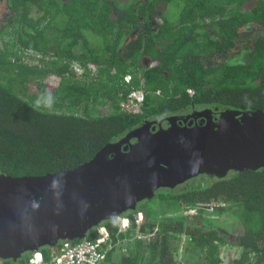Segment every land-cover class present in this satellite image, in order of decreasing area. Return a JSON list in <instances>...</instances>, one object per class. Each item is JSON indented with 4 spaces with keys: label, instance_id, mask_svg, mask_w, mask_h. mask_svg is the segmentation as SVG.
Here are the masks:
<instances>
[{
    "label": "trees",
    "instance_id": "obj_1",
    "mask_svg": "<svg viewBox=\"0 0 264 264\" xmlns=\"http://www.w3.org/2000/svg\"><path fill=\"white\" fill-rule=\"evenodd\" d=\"M134 88L145 92L139 113L117 105ZM101 97L116 109L91 113ZM204 107L264 111V0H0V172L69 169L146 119ZM157 196L166 207L151 212L144 203ZM213 200L239 223L226 229L208 217ZM138 207L142 228L158 225L156 234L125 239L105 264H222L225 243L241 247L233 264H264V166L203 172ZM188 207L197 213L184 214ZM100 223L114 239L133 236L134 220L126 232L116 217ZM51 246L41 247L47 258ZM23 255L3 264H24Z\"/></svg>",
    "mask_w": 264,
    "mask_h": 264
},
{
    "label": "water",
    "instance_id": "obj_2",
    "mask_svg": "<svg viewBox=\"0 0 264 264\" xmlns=\"http://www.w3.org/2000/svg\"><path fill=\"white\" fill-rule=\"evenodd\" d=\"M189 115L207 118L184 122V116L178 123L170 116L158 129L146 119L69 169L0 172V258L19 260L24 252L86 236L102 220L135 210L156 189L203 172L264 166V111L204 107Z\"/></svg>",
    "mask_w": 264,
    "mask_h": 264
},
{
    "label": "built area",
    "instance_id": "obj_3",
    "mask_svg": "<svg viewBox=\"0 0 264 264\" xmlns=\"http://www.w3.org/2000/svg\"><path fill=\"white\" fill-rule=\"evenodd\" d=\"M77 70L80 67H76ZM131 75L125 76L126 80H130ZM191 90V89H190ZM120 106L122 110L139 113L143 111V102L145 92L140 88L132 89L126 96L121 98ZM225 201L213 200L209 203L210 210L215 209ZM197 207H188L183 210L184 214L197 213ZM132 220L135 221L133 236L120 238L112 236L109 227L105 223L97 226L98 235L95 239H89L86 236L80 237L78 240L69 238L62 239L60 244L52 245L49 251V257L45 256L42 248L31 251L24 264H105L110 251L120 247L122 241L131 238H151L156 234L158 225L151 230L143 229L142 224L146 220L143 208H136L133 214L120 213L116 216L118 232H126L131 228ZM0 264L3 261L0 260Z\"/></svg>",
    "mask_w": 264,
    "mask_h": 264
},
{
    "label": "rangeland",
    "instance_id": "obj_4",
    "mask_svg": "<svg viewBox=\"0 0 264 264\" xmlns=\"http://www.w3.org/2000/svg\"><path fill=\"white\" fill-rule=\"evenodd\" d=\"M33 60L37 61V59H33ZM77 71H76L78 73L77 77H82V74H81L82 70L79 69ZM46 80L49 81L51 84H56V83H58L59 76H56L54 74L47 75ZM121 98L119 99V102L117 103V105L120 109H122L120 106V101L122 100ZM103 99H104V97H103ZM90 106H91L90 112L93 114L109 113V112H112L114 109H116L115 104L109 98L104 99L102 101V97L100 98L99 101H95V102L92 101L90 103ZM80 111H82V109H80ZM158 198L159 197L157 196V198L154 197L153 199H148L144 203L145 206H147L151 212L156 211V209H158V208L163 209L166 207V205H162V204L158 205L159 202L161 201V200H159V202L156 201V199H158ZM221 205L225 206L227 204H226V202H224ZM217 209H219V208H215L213 210H210L207 207V210L209 211V213H207V216L216 219V222L219 223L223 228L231 229V228H233V226H235L239 223L238 217L234 214V212H231L229 210L230 208L225 209L224 212H222V213H216ZM178 212L180 213V211H178ZM159 213H160V211H159ZM172 214H176V213L172 212ZM186 239H187V235L183 234L181 244H180V248L177 250V253H176V257L178 260H182V261L184 260V256H185L184 244L186 242ZM117 250L115 251L114 254L117 258H121L122 253L120 251H117ZM240 252H241V247H239L238 245H231V244H227V243L223 244L221 247V255H222V259H223L222 264H233L234 259L240 255ZM29 254L30 253H28V256H29ZM28 256H27V258H28ZM27 258H26V260H27ZM0 260L3 261V258H0ZM26 260H25V262H26Z\"/></svg>",
    "mask_w": 264,
    "mask_h": 264
},
{
    "label": "flooded vegetation",
    "instance_id": "obj_5",
    "mask_svg": "<svg viewBox=\"0 0 264 264\" xmlns=\"http://www.w3.org/2000/svg\"><path fill=\"white\" fill-rule=\"evenodd\" d=\"M192 111H194V110H191V111H185V112H183L182 114H179V115H169V116H167V117H161V118H155V119H150V121H151V124H150V126L152 127V126H156V128L158 129V128H160V126H167L168 125V123H169V119H168V117H170V116H174V117H176V119H177V122L179 123V122H181V117H184V116H187V118L186 119H184L183 121L185 122H187V121H193V122H198V121H200L201 119H204V118H207L206 116H199L198 118H193L192 116H190L189 114H190V112H192ZM213 117H215V115H213ZM159 120H162L160 123H158L159 122ZM28 253H31V251H27V253L26 252H24L23 254H26L25 255V259L27 258V256H28ZM22 254V257L19 259V261L23 258V255Z\"/></svg>",
    "mask_w": 264,
    "mask_h": 264
},
{
    "label": "crops",
    "instance_id": "obj_6",
    "mask_svg": "<svg viewBox=\"0 0 264 264\" xmlns=\"http://www.w3.org/2000/svg\"><path fill=\"white\" fill-rule=\"evenodd\" d=\"M106 263V262H105Z\"/></svg>",
    "mask_w": 264,
    "mask_h": 264
}]
</instances>
